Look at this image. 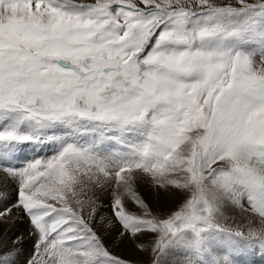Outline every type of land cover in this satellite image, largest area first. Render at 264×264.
<instances>
[{
	"label": "snow or ice",
	"instance_id": "6c2138e0",
	"mask_svg": "<svg viewBox=\"0 0 264 264\" xmlns=\"http://www.w3.org/2000/svg\"><path fill=\"white\" fill-rule=\"evenodd\" d=\"M264 253V0H0V264Z\"/></svg>",
	"mask_w": 264,
	"mask_h": 264
},
{
	"label": "rangeland",
	"instance_id": "374dc122",
	"mask_svg": "<svg viewBox=\"0 0 264 264\" xmlns=\"http://www.w3.org/2000/svg\"><path fill=\"white\" fill-rule=\"evenodd\" d=\"M250 260L252 264H264V253L260 251H254L250 253Z\"/></svg>",
	"mask_w": 264,
	"mask_h": 264
}]
</instances>
